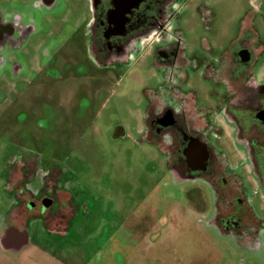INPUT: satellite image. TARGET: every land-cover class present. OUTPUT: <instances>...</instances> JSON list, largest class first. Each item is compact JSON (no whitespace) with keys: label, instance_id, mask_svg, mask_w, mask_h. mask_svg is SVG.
<instances>
[{"label":"rangeland","instance_id":"obj_1","mask_svg":"<svg viewBox=\"0 0 264 264\" xmlns=\"http://www.w3.org/2000/svg\"><path fill=\"white\" fill-rule=\"evenodd\" d=\"M219 6L222 25L233 29L246 11L259 12L264 42V0ZM89 7L88 0H57L51 9L42 0H0V26L12 28L0 52V239L21 215L5 213L23 161L25 185L45 193L59 184L74 203L68 230L37 222L23 250L29 257L0 247V264H264V230L244 241L220 238L203 209L208 201L197 204L203 193L188 185L187 194L162 150L145 140L146 60L94 78L84 62H69L68 32L90 19ZM183 25L193 27V18Z\"/></svg>","mask_w":264,"mask_h":264},{"label":"flooded vegetation","instance_id":"obj_2","mask_svg":"<svg viewBox=\"0 0 264 264\" xmlns=\"http://www.w3.org/2000/svg\"><path fill=\"white\" fill-rule=\"evenodd\" d=\"M56 1L42 3L51 9ZM88 1L90 19L76 21L68 32L69 62H84L86 77L94 78L145 59V140L162 150L168 171L186 185L184 191L192 185L203 193L197 204L208 201L203 209L215 234L241 241L256 238L264 230L259 12L246 11L233 29L222 25L226 15L220 0L194 1L190 17L186 9L192 0ZM70 2L66 0L67 6ZM187 17L193 18V27H184ZM11 37L12 28L0 26V52L7 50ZM158 74L162 80L152 81ZM26 165L23 161L12 176L14 191L7 189L14 198L6 216L18 209L21 215L0 239L6 254L24 260L31 225L40 222L49 231H66L74 211L71 195L59 184L45 193L25 185Z\"/></svg>","mask_w":264,"mask_h":264},{"label":"water","instance_id":"obj_3","mask_svg":"<svg viewBox=\"0 0 264 264\" xmlns=\"http://www.w3.org/2000/svg\"><path fill=\"white\" fill-rule=\"evenodd\" d=\"M22 241H23L24 244L27 243V239H26V237L24 235L22 236Z\"/></svg>","mask_w":264,"mask_h":264}]
</instances>
